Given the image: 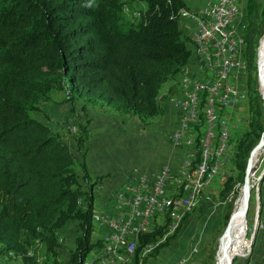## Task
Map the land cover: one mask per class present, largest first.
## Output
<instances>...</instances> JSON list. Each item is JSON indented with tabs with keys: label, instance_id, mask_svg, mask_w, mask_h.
Instances as JSON below:
<instances>
[{
	"label": "trees",
	"instance_id": "1",
	"mask_svg": "<svg viewBox=\"0 0 264 264\" xmlns=\"http://www.w3.org/2000/svg\"><path fill=\"white\" fill-rule=\"evenodd\" d=\"M132 1L145 7L135 23L125 25L127 0H0L1 256L37 264L43 251L59 264V234L68 225L77 235L67 264H85L88 254L102 246L100 239L91 242L93 189L101 178L91 183L85 162L88 109L111 106L146 124L163 114L162 85L180 78L193 58L180 29L187 9L183 0ZM260 7V0H245L249 20ZM244 41H250L249 33ZM58 92L68 106L66 122L74 117L72 145L30 116ZM249 95L250 121L235 143L223 197L238 193L235 185H243L247 160L264 132L256 85ZM169 224L165 218L153 232L140 235L132 264L152 259L176 236L142 257L147 245L166 235Z\"/></svg>",
	"mask_w": 264,
	"mask_h": 264
},
{
	"label": "built area",
	"instance_id": "2",
	"mask_svg": "<svg viewBox=\"0 0 264 264\" xmlns=\"http://www.w3.org/2000/svg\"><path fill=\"white\" fill-rule=\"evenodd\" d=\"M234 5L235 0H212L187 14L193 24L191 48L198 55V73L182 77L170 98L175 115L169 145L179 158L162 163L152 174L131 169L122 185L101 199L102 246L89 256V264H117L134 256L142 233L153 232L165 218L174 220L199 184L220 181L222 171L233 165L234 117L229 113L245 105L240 83L244 40ZM100 191L99 183L96 193ZM153 247L147 245L143 251ZM196 251L192 249L190 256Z\"/></svg>",
	"mask_w": 264,
	"mask_h": 264
},
{
	"label": "rangeland",
	"instance_id": "3",
	"mask_svg": "<svg viewBox=\"0 0 264 264\" xmlns=\"http://www.w3.org/2000/svg\"><path fill=\"white\" fill-rule=\"evenodd\" d=\"M183 1L185 2L187 9L182 10L180 15V29L184 34V38L191 43L193 24L189 21L187 14L198 11L199 7V9H201L202 5L204 6L207 2L212 0ZM260 6V9L256 11L252 15L251 20H249L244 9L245 0H239V10L241 11L240 31L243 33V40L249 33L250 41L248 43H245L244 41V48L241 56L242 60H245L246 63V70H244L241 74L240 82L242 94H245V105L242 106L243 112H241V117H237L231 125L234 126L231 131L233 133V141L231 142V149L233 152L235 143L245 132L250 121V112L248 111V102L250 97L249 88L256 85L258 87V91L260 89L262 92L260 81H258L257 64L260 55V46L262 40L264 39V0H260ZM144 7V4H138L132 0H127V4L122 14V23L125 25L129 23L132 24V22L135 23L138 20V12L144 9ZM183 72L184 73L181 75L182 77L189 74L186 71ZM178 83L180 84V81L177 82L176 86H179ZM67 114L68 106L65 103V95L58 92L52 94L49 100L40 106L38 113H31L30 116L36 117L48 123L53 132L59 134L66 143L72 145L74 144L71 133L74 131L72 129V119H74V117L69 116V121L66 122L65 117H67ZM163 114L155 117L152 121L162 117ZM81 115L83 114L81 113ZM232 171L233 166L231 165L222 171V178L220 179L218 185L215 186L214 183H210V186L201 188L196 202L188 211H186L185 214H181L179 222L170 220L168 232L166 231V235L160 239L152 249H154L158 244L164 245V242L167 240L166 238H170L175 234L176 236L168 244L161 246L157 255L153 257L151 256L152 259H147V262L144 264H158L159 261H161L162 264L217 263L220 238L224 234L226 226L230 221L232 214H234L237 202L243 194V185L240 186L239 183H236L235 190L238 192L237 194L231 193L225 197L221 196L220 191L223 184L226 182L227 178L232 175ZM97 179L98 178L92 179L90 177V182L93 183ZM249 187L251 197L247 211L248 213L245 216L244 221L235 231L236 233L234 234L233 239L230 241L231 257L239 254L233 264H254L255 261L254 259L252 260V256L255 257L258 255V252L254 249L255 247L251 248L250 244L255 232L257 231L258 234L259 232L263 233L264 229V147L263 153L258 157L255 167L251 169ZM99 208V201L98 199H95L94 209L98 210ZM188 214L189 217L176 233L182 220ZM97 219L99 222V215H97V218L94 217L93 222H97ZM68 228H71L72 234L71 236L64 238V241L67 240L70 244H65L64 241L61 242L60 247L63 244L67 247V255H58L57 259L59 264H67L69 253L77 235L75 226L68 225ZM99 239L98 229L94 227L91 242H97ZM194 248H197V253L190 256V252ZM149 252L150 251L145 253L143 252L142 257L146 255L148 256ZM188 256H190V259L187 260V262H182ZM37 264H53V262L52 259H48L44 255L43 251H41L38 256Z\"/></svg>",
	"mask_w": 264,
	"mask_h": 264
},
{
	"label": "crops",
	"instance_id": "4",
	"mask_svg": "<svg viewBox=\"0 0 264 264\" xmlns=\"http://www.w3.org/2000/svg\"><path fill=\"white\" fill-rule=\"evenodd\" d=\"M196 63L193 54V58L184 70L189 73L185 77L198 73ZM179 81H182V76L162 85L159 91V102L164 114L155 121L151 120L146 124L141 123L137 117L118 112L111 106L88 109L86 115L91 119V124L89 138L85 144V162L89 177L92 179L101 178V191L96 193V187L93 189L99 205L101 199L122 185L131 169L138 168L142 173L152 174L159 170L162 163L178 160L179 153L176 151L174 153L169 145V131L173 126L175 115L170 106V98L175 94ZM242 110L243 108L238 111L239 113H229L231 117H234L233 121L237 117H241ZM219 182V178H217L214 185H218ZM98 211L99 209H94L95 218H97ZM95 222H93V227L100 229L98 219ZM71 234V228H64L60 233L59 242L61 243ZM64 243L70 244L67 240ZM65 244L58 249L59 256L67 255ZM254 247L258 252L255 257L252 256L254 264H264V229L263 233L259 232ZM96 254L97 249L90 252L85 264H89V256ZM0 264L22 263L19 259L0 255ZM158 264H162V262L159 261Z\"/></svg>",
	"mask_w": 264,
	"mask_h": 264
},
{
	"label": "bare ground",
	"instance_id": "5",
	"mask_svg": "<svg viewBox=\"0 0 264 264\" xmlns=\"http://www.w3.org/2000/svg\"><path fill=\"white\" fill-rule=\"evenodd\" d=\"M233 11H234V15H240L241 16V11L239 10V0H235V5L233 6ZM240 25H241V19H240ZM259 51H260V55H259V60H258V66H259V71H260V75H261V79H260V84H261V88H262L261 90H262V94L264 96V83H263V80H264V39L262 40ZM193 54L196 58V61L198 62L197 52H193ZM241 56H242V51H240V61L243 62L242 71H244V70H246L245 69L246 63H245V60H242ZM180 84H181V82H180ZM231 152H233L232 149H231ZM262 153H263V149H259V150H257L256 154L253 156V161H252L253 167H255L257 159ZM233 156H234V152H233ZM248 185H249V182H248ZM206 186H210V183L199 184V186H197V188L195 190H193L191 196L189 197V202L187 203L186 206H184L181 210L178 211L177 217H175V219L173 221H175V222L180 221L181 214H184V212L188 211L194 205V203L196 202V199L199 196V192H200L201 188H205ZM249 189H250V187H249ZM242 192H243V194L239 198V200L237 202V206L234 210V214H237V215H236V217L231 219L229 231L225 230L224 234L220 238V242H219L220 245L218 248V260H217L216 264H227L228 259H232L231 253H230V241H231V239H233V236L236 233L235 231L241 225V223L244 221L245 216H246V215L242 214V212H241L243 207H244L245 198H246L245 197L246 192L244 191V187H243ZM250 197H251V192H250ZM225 247H227V248H225ZM239 253H240V251H239ZM133 257L134 256H125L119 262H117V264H132L131 262H132Z\"/></svg>",
	"mask_w": 264,
	"mask_h": 264
},
{
	"label": "water",
	"instance_id": "6",
	"mask_svg": "<svg viewBox=\"0 0 264 264\" xmlns=\"http://www.w3.org/2000/svg\"><path fill=\"white\" fill-rule=\"evenodd\" d=\"M257 71H258V81H260L261 79V75H260V71H259V66L257 64ZM263 83H264V80H263ZM260 91V89H259ZM260 94L262 96V100H263V111H264V96L262 94V92L260 91ZM264 131V129H263ZM264 147V132L260 138V140L258 141V143L255 145V147L251 150V153L249 155V158L247 160V164H246V168H245V177H244V181H243V187H244V191L246 192V198H245V203H244V207L242 209V214L244 215H247V211H248V208H249V202H250V189H249V185H248V182H249V178H250V175H251V169H252V161H253V156L256 154L257 150L259 149H263ZM262 178V177H261ZM237 214H232L231 218H230V221L232 218L236 217ZM230 221L228 222L227 226H226V231H229L230 229ZM258 222V221H257ZM257 236H258V232L256 231L252 240H251V244H250V247L251 248H254L255 246V242H256V239H257ZM227 248V247H225ZM239 256L238 255H234V257H232V259H228V263L227 264H233L234 260Z\"/></svg>",
	"mask_w": 264,
	"mask_h": 264
}]
</instances>
